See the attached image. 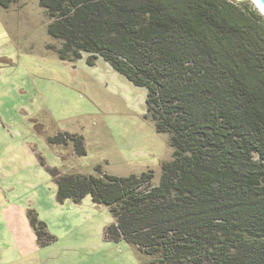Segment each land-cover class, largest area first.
I'll use <instances>...</instances> for the list:
<instances>
[{
	"label": "trees",
	"instance_id": "trees-1",
	"mask_svg": "<svg viewBox=\"0 0 264 264\" xmlns=\"http://www.w3.org/2000/svg\"><path fill=\"white\" fill-rule=\"evenodd\" d=\"M18 0H0L7 8ZM58 58L101 57L146 90L168 135L158 184L144 171L116 176L48 169L59 202L90 196L113 218L139 264H264V16L250 0H37ZM76 156L83 138H50ZM37 242L54 237L30 209ZM144 258H150V263Z\"/></svg>",
	"mask_w": 264,
	"mask_h": 264
},
{
	"label": "rangeland",
	"instance_id": "rangeland-1",
	"mask_svg": "<svg viewBox=\"0 0 264 264\" xmlns=\"http://www.w3.org/2000/svg\"><path fill=\"white\" fill-rule=\"evenodd\" d=\"M48 22L37 0L0 7V264H139L132 245L104 237L109 209L88 195L59 202L48 169L95 174L100 166L120 177L152 171L155 186L171 158L168 135L148 116L145 88L103 58L93 65L86 54L59 59L48 48L60 45ZM63 132L82 136L86 154L50 142ZM30 209L54 237L49 244L37 242Z\"/></svg>",
	"mask_w": 264,
	"mask_h": 264
},
{
	"label": "water",
	"instance_id": "water-1",
	"mask_svg": "<svg viewBox=\"0 0 264 264\" xmlns=\"http://www.w3.org/2000/svg\"><path fill=\"white\" fill-rule=\"evenodd\" d=\"M236 1H240V0H236ZM256 2L259 4V6L262 8V10L264 11V0H256ZM261 14L264 16V13L262 11H260Z\"/></svg>",
	"mask_w": 264,
	"mask_h": 264
},
{
	"label": "bare ground",
	"instance_id": "bare-ground-1",
	"mask_svg": "<svg viewBox=\"0 0 264 264\" xmlns=\"http://www.w3.org/2000/svg\"><path fill=\"white\" fill-rule=\"evenodd\" d=\"M252 1V3L257 7V9L259 10V11H262L263 13H264V11L262 10V8L259 6V4L256 2V0H251Z\"/></svg>",
	"mask_w": 264,
	"mask_h": 264
}]
</instances>
